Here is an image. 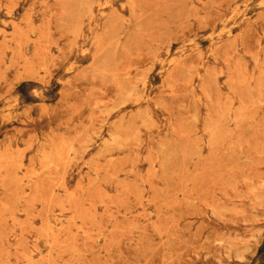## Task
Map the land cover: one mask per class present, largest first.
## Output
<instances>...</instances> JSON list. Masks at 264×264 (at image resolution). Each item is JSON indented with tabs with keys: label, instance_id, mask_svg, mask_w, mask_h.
I'll return each mask as SVG.
<instances>
[{
	"label": "rangeland",
	"instance_id": "rangeland-1",
	"mask_svg": "<svg viewBox=\"0 0 264 264\" xmlns=\"http://www.w3.org/2000/svg\"><path fill=\"white\" fill-rule=\"evenodd\" d=\"M0 264H264V0H0Z\"/></svg>",
	"mask_w": 264,
	"mask_h": 264
}]
</instances>
